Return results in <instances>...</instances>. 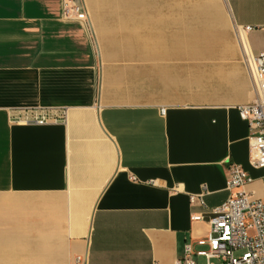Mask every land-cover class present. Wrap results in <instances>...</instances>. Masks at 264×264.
Returning <instances> with one entry per match:
<instances>
[{"label": "crops", "instance_id": "1", "mask_svg": "<svg viewBox=\"0 0 264 264\" xmlns=\"http://www.w3.org/2000/svg\"><path fill=\"white\" fill-rule=\"evenodd\" d=\"M167 1L84 0L90 29L64 0H0V264H176L186 243L208 248L210 224L192 215L228 199L231 162L264 201L239 111L253 83L162 104L158 85H142L140 51L101 33L156 26ZM224 2L246 51L264 53V0ZM43 113L56 118L25 122ZM204 186L207 207L192 205Z\"/></svg>", "mask_w": 264, "mask_h": 264}, {"label": "rangeland", "instance_id": "2", "mask_svg": "<svg viewBox=\"0 0 264 264\" xmlns=\"http://www.w3.org/2000/svg\"><path fill=\"white\" fill-rule=\"evenodd\" d=\"M161 5L166 9L158 10L161 23L156 26L101 30L123 38L127 51H140L142 85H158V102H219L243 94L250 82L254 85L243 31L232 24L224 0H169ZM179 42L185 54L175 51Z\"/></svg>", "mask_w": 264, "mask_h": 264}, {"label": "built area", "instance_id": "3", "mask_svg": "<svg viewBox=\"0 0 264 264\" xmlns=\"http://www.w3.org/2000/svg\"><path fill=\"white\" fill-rule=\"evenodd\" d=\"M64 16L80 20L92 28L84 0H64ZM248 62L256 97L253 102L240 105L239 111L250 127V161L255 167H264V53L248 55ZM162 110L165 112V108ZM55 118L43 113L25 119V122L43 124ZM252 180L241 165L234 162L229 164L228 199L206 214L192 215L193 220H207L210 224L209 234L198 240L199 245H207L208 248L195 250L191 243H186L184 255L176 264H264V201L252 199L249 193L241 190ZM205 193L206 186L201 193L191 194V204L207 207ZM196 257H204L205 262H199Z\"/></svg>", "mask_w": 264, "mask_h": 264}]
</instances>
